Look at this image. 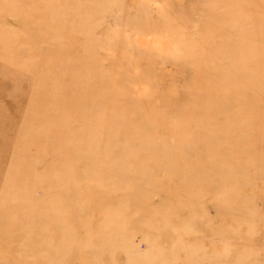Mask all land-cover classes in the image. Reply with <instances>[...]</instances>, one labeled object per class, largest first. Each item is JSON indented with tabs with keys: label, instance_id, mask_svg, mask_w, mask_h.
Segmentation results:
<instances>
[{
	"label": "rangeland",
	"instance_id": "rangeland-1",
	"mask_svg": "<svg viewBox=\"0 0 264 264\" xmlns=\"http://www.w3.org/2000/svg\"><path fill=\"white\" fill-rule=\"evenodd\" d=\"M0 264H264V0H0Z\"/></svg>",
	"mask_w": 264,
	"mask_h": 264
}]
</instances>
